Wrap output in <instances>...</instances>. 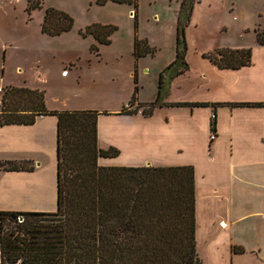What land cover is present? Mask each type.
I'll list each match as a JSON object with an SVG mask.
<instances>
[{"label":"crops","instance_id":"0c3cea01","mask_svg":"<svg viewBox=\"0 0 264 264\" xmlns=\"http://www.w3.org/2000/svg\"><path fill=\"white\" fill-rule=\"evenodd\" d=\"M174 1L176 26L181 0ZM194 5L192 11L195 10ZM175 29L173 44L165 55L160 56V61L156 50L153 54H146L135 60L132 43L127 54L130 64L126 74L130 85L126 98L117 106L107 104L81 109H57L47 105L45 89L40 81L35 83L26 80L22 86L42 90L45 106L49 110L99 111L97 144L103 149L114 147L118 150L114 157H99V165H191L194 183V235L202 264H264V106L222 104L213 110L210 105H167L175 102L264 103V46L257 43L254 28L251 31L245 25L240 27V34L254 32L248 42L217 44L210 49L186 43L185 60L188 68L168 79L160 103L153 108L152 114L144 116L140 110L130 114L119 112L123 105H127L129 94L133 90L134 62L137 70L135 103L155 100L159 73L175 57ZM76 34L82 36L79 32ZM2 46L5 47L3 58L7 60V45L3 43ZM216 48H248L250 64L237 69L218 68L203 56V53ZM156 49L159 50V47ZM96 56L99 57V53ZM18 67H15L16 71L21 73L22 70ZM62 71L65 72V69ZM148 86L149 96L144 97L142 89ZM213 111L215 134L211 133L209 126ZM56 125L57 118L54 115H43L37 117L32 124L0 126V163L28 160L33 165L31 171L0 169L8 183L10 180L16 183L13 186L20 197L11 204L17 208L11 210L51 212L48 211L49 208L41 206L48 204L49 200L45 197L49 183L40 174L42 162L39 158L45 155L46 144L54 141L57 162ZM53 130L54 140L51 138ZM211 134L214 135L213 138ZM8 183L5 182L7 190L12 185ZM48 190L50 196V189ZM54 190L56 195V178ZM34 203L37 206L31 207ZM233 248H242L243 252H234Z\"/></svg>","mask_w":264,"mask_h":264},{"label":"trees","instance_id":"16d2710c","mask_svg":"<svg viewBox=\"0 0 264 264\" xmlns=\"http://www.w3.org/2000/svg\"><path fill=\"white\" fill-rule=\"evenodd\" d=\"M43 0H26L25 10L41 8ZM126 3L132 7L135 60L153 54L137 30L138 0H95ZM193 0H181L175 29V57L159 73L157 96L148 103H135L136 62L133 90L120 113L152 114L168 79L186 70L187 26ZM73 18L47 7L40 24L42 33L54 36L71 29ZM110 24L92 23L82 36L92 35L109 44L115 30ZM258 44L264 46V28H255ZM97 51L96 46L91 47ZM218 68L237 69L250 64V50L216 48L203 53ZM170 72V73H169ZM166 76V74H168ZM24 94L23 107L12 104ZM135 104V105H134ZM264 106L263 102H175L170 106ZM134 105V106H133ZM133 106L131 109H127ZM97 110H49L42 90L6 87L0 99V126L32 124L43 115L57 118L56 210L54 212L0 210V264H202L195 244L194 183L191 165L103 166L99 157H114V147L97 144ZM210 131L215 134L213 111ZM5 171H31L29 161L0 163ZM20 219V220H19ZM243 252L242 248H233Z\"/></svg>","mask_w":264,"mask_h":264},{"label":"rangeland","instance_id":"374dc122","mask_svg":"<svg viewBox=\"0 0 264 264\" xmlns=\"http://www.w3.org/2000/svg\"><path fill=\"white\" fill-rule=\"evenodd\" d=\"M193 5L191 21L185 27V40L190 46L210 49L217 44L248 42L254 34L252 28L264 27V0H193ZM25 7L26 0H0V98L6 87L22 86L26 80L40 81L47 105L57 109L117 106L126 98L130 85L126 75L130 64L127 54L134 38L130 5L111 1L97 5L95 0H43L41 8L30 13ZM47 7L64 11L73 18L69 32L58 36L41 33L40 19ZM175 17L174 0H138L136 35L156 50L159 61L173 44ZM92 23L115 26L108 45L97 44L91 35L81 38L76 34ZM243 25L251 31L240 34ZM3 43L7 45V60L3 58ZM92 46H96L97 51L92 50ZM16 66L24 74L17 72ZM149 89L150 86L142 89L144 97L149 96ZM24 98L22 94L12 106L23 107ZM54 137L53 130L51 138L54 140ZM53 142L46 144V153L39 158L42 162L40 174L46 177L51 192L49 196L47 189L48 204L41 206L51 212L56 210ZM4 177L0 172V210H11L17 208L11 204L20 197L15 193L16 183L13 180L8 183ZM5 182L12 184L9 190ZM35 206V203L31 205Z\"/></svg>","mask_w":264,"mask_h":264},{"label":"built area","instance_id":"2783aa9c","mask_svg":"<svg viewBox=\"0 0 264 264\" xmlns=\"http://www.w3.org/2000/svg\"><path fill=\"white\" fill-rule=\"evenodd\" d=\"M0 93H2V88H1V86H0ZM213 137H214V135L211 134V138H213Z\"/></svg>","mask_w":264,"mask_h":264}]
</instances>
